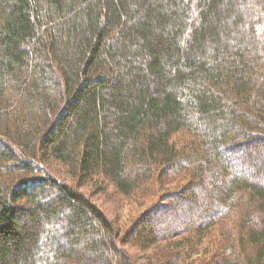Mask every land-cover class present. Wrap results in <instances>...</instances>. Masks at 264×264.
<instances>
[{
	"label": "trees",
	"instance_id": "trees-1",
	"mask_svg": "<svg viewBox=\"0 0 264 264\" xmlns=\"http://www.w3.org/2000/svg\"><path fill=\"white\" fill-rule=\"evenodd\" d=\"M95 181L175 189L121 231ZM126 244L264 264V0H0V264H137Z\"/></svg>",
	"mask_w": 264,
	"mask_h": 264
},
{
	"label": "rangeland",
	"instance_id": "rangeland-1",
	"mask_svg": "<svg viewBox=\"0 0 264 264\" xmlns=\"http://www.w3.org/2000/svg\"><path fill=\"white\" fill-rule=\"evenodd\" d=\"M45 169L49 170L51 173L59 178L67 179L70 182L76 183V181L71 179L70 174L67 172L66 168L60 165L58 162H51L50 164L44 165ZM80 189L91 199V201L98 206L108 217L111 219L121 231H125L130 227L138 218L144 213L148 212L153 206L161 201L160 196L165 191H174V186L170 184L167 186H162L159 191H165L160 195L147 194L135 195L133 197H124L111 185H106L101 181L90 182H80ZM221 240V234L218 230L214 229L210 231L208 237L204 240L203 247L210 245H216ZM137 264H154V260L150 255L149 249H140L136 246L125 245ZM212 248V247H211ZM214 248V247H213ZM212 250V249H211ZM203 252V251H202ZM211 252V251H210Z\"/></svg>",
	"mask_w": 264,
	"mask_h": 264
}]
</instances>
